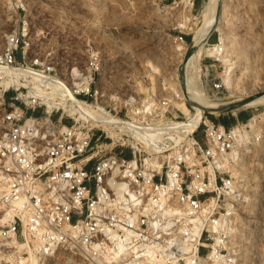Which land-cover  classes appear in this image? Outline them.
Here are the masks:
<instances>
[{
    "label": "built area",
    "instance_id": "1",
    "mask_svg": "<svg viewBox=\"0 0 264 264\" xmlns=\"http://www.w3.org/2000/svg\"><path fill=\"white\" fill-rule=\"evenodd\" d=\"M176 41L186 44L183 35ZM36 48L20 21L0 51V254L48 262L70 252L79 264H236L243 192L227 162L254 133L250 120L232 128L203 120L180 133L174 124L183 121L169 101L141 107L132 98L124 114L102 108L121 125L99 122L80 107L95 108L103 97L99 57L62 78ZM204 66L206 86L220 91L219 80H209L213 65ZM20 70L39 81L13 77Z\"/></svg>",
    "mask_w": 264,
    "mask_h": 264
},
{
    "label": "rangeland",
    "instance_id": "2",
    "mask_svg": "<svg viewBox=\"0 0 264 264\" xmlns=\"http://www.w3.org/2000/svg\"><path fill=\"white\" fill-rule=\"evenodd\" d=\"M177 1L0 0V51L18 23L26 21L37 43L36 54L56 65L62 78L70 77L74 67L84 68L90 57H99L98 80L103 97L94 110L107 106V111L124 114L132 98L141 107L167 100L170 113L177 111V120L184 122L196 109L192 101L177 96L180 97L187 81L189 68L185 57L193 46L195 29L205 21L203 9L208 0H194V5L187 6ZM189 18V26H179ZM217 18L220 25L212 28L204 41L205 49L218 44L226 52L230 42L236 41L237 50H230L229 64L219 59L216 62L209 50L203 52L197 86L210 100L241 103L264 92V0H220ZM181 35L186 44L176 41ZM206 64L213 65L209 80L215 78L222 84L218 92H210L206 86ZM228 76L230 86L225 81ZM255 115H263V120L254 122V133L238 154L240 168L248 173L238 178L230 171L243 192V203L236 205V264H264V105L233 112H205V117L216 125L222 118L235 117L229 128ZM255 130L260 136H256ZM197 136L202 137L201 131ZM18 260L17 254H0V264H19ZM38 262L80 263L70 252Z\"/></svg>",
    "mask_w": 264,
    "mask_h": 264
},
{
    "label": "bare ground",
    "instance_id": "3",
    "mask_svg": "<svg viewBox=\"0 0 264 264\" xmlns=\"http://www.w3.org/2000/svg\"><path fill=\"white\" fill-rule=\"evenodd\" d=\"M219 1L220 0H208V2L205 4L204 9H203V16L205 17V21L203 24H201L198 28L195 29L193 46L190 48V50L188 51V53L186 54V57H185L186 59H185L184 63H186L188 65L189 71H190V69H192L193 71L190 73L188 72V77H187V81L185 82V86L182 85L183 89H182L181 95L179 94L180 97L177 96V98L180 99L181 96H183L184 100L192 101V103L196 109V112L188 118L187 122L174 124V127H176L177 130L180 131V133L190 134L192 131L195 130V128L203 120H205L206 123H209L210 121L208 119H205V117H204L206 111L215 114V113H219V112H222L225 110H232V112H233V110H237L239 108L240 109L241 108H255L257 106L264 105V92H262L256 96H252L251 98L245 100L244 102L234 103V102H230V101L229 102H227V101L223 102L220 99L219 100H210L202 93L200 88L197 86V78L200 74V66H201L200 65V62H201L200 57H201V54L203 52L209 50L210 52H212L215 55V57L217 59L222 60L226 63L228 62V64H229L230 60L228 58V56H229L228 54H229L230 50H233V51L237 50L236 41L230 42L231 46H229V48H227L226 52H224V50L222 49V47L220 45H217V46L214 45L212 48H206L205 49V44H204L205 42L204 41L207 40L208 36L211 33L212 28L216 24L220 25V20H218V18H217V7L219 4ZM180 3H182V4L184 3V4H186V6L192 5V3H190L189 0H181ZM189 21L192 22L191 19L189 18V19H186L184 23H180L179 26L180 27L189 26L187 24V22H189ZM220 30L222 31V29H220ZM181 50L183 51V49H181ZM13 75H14L13 77H15L17 79L18 78H25L26 80L31 79V81L33 83H35L36 81H39V78H40L38 75H35L28 70H20V71L15 72V74H13ZM225 81L227 82V84L229 86L232 85L230 76L226 77ZM71 99H73V98L71 97ZM80 107L85 114L89 115L90 117H92L95 120H98L99 122L102 121L104 123L105 122L112 123V121H115V123H118V124L121 123V122L114 120V118L112 119L111 117H107L104 114L103 109L94 110L93 108H90V107H85V106H80ZM261 120H263V115H255L250 120V124L251 125L253 124L252 126H254L255 121L256 122L259 121L258 123H260ZM104 127L108 130V132L110 134L114 135V132L112 130H109L110 127L108 125H104ZM255 134H256V136L257 135L260 136L259 131L257 132L255 130ZM160 141L161 140H159V142ZM155 142L156 141H154L153 143L156 145ZM239 145H242V146L245 145L243 143V137H242V140L240 141ZM238 150H239V147H238V149L234 150V153L232 154V158H231L232 161L230 162V160H229V162H227L229 165L228 168L230 169L231 172H233L234 176H237L238 178L239 177L244 178V177H246V174L248 172L246 173L247 169L245 171L244 169L240 168V166H239L240 163H238V162H240L239 161L240 157L238 154H240V153ZM236 221H237V219H236ZM233 233H234L233 237L238 235L237 233H239V228L237 226H235ZM38 261L39 260H37V258L31 256L30 258H27V259L18 260V263L19 264H39Z\"/></svg>",
    "mask_w": 264,
    "mask_h": 264
},
{
    "label": "crops",
    "instance_id": "4",
    "mask_svg": "<svg viewBox=\"0 0 264 264\" xmlns=\"http://www.w3.org/2000/svg\"><path fill=\"white\" fill-rule=\"evenodd\" d=\"M247 116H245L244 120H246ZM235 121V117L234 118H222L221 120H219V125L225 127V128H229L233 122Z\"/></svg>",
    "mask_w": 264,
    "mask_h": 264
},
{
    "label": "trees",
    "instance_id": "5",
    "mask_svg": "<svg viewBox=\"0 0 264 264\" xmlns=\"http://www.w3.org/2000/svg\"><path fill=\"white\" fill-rule=\"evenodd\" d=\"M187 40H188V38H187ZM214 121V120H213Z\"/></svg>",
    "mask_w": 264,
    "mask_h": 264
}]
</instances>
